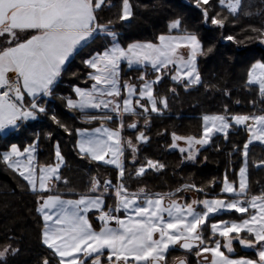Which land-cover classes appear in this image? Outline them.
<instances>
[{
    "label": "snow or ice",
    "instance_id": "obj_1",
    "mask_svg": "<svg viewBox=\"0 0 264 264\" xmlns=\"http://www.w3.org/2000/svg\"><path fill=\"white\" fill-rule=\"evenodd\" d=\"M219 5L236 14L241 0H219ZM195 6L205 24L210 21L224 27L219 13L209 14L211 0H195ZM111 7L109 0H0V139L20 134L29 121L46 117L67 136H75L74 151L80 159L102 162L117 171L115 181L91 176L87 192L66 194L56 191L59 183L68 184L61 179L66 161L58 140L50 163L37 159L41 137L36 133L26 146L12 142L0 152L3 163L36 196V212L43 222L41 243L48 250L40 264H168L172 251L188 256L195 252L197 264H264V190L251 193L247 181L249 146L254 142L264 145V109L232 113L225 105L221 113L202 116L198 137L171 133L170 147L178 148L185 160L196 161L200 147L209 145L216 133L227 137L234 126L244 127L248 139L243 144L238 184L225 173L222 183L211 182L207 188L181 182L168 192H149L146 187L132 190L125 182L126 173L142 177L166 165L151 158L140 160L139 145L149 137L138 119L126 124V116L144 119L146 128L152 113L160 114L168 107V97H157L154 90L166 75L185 90L200 84L197 56L204 51L199 36L182 29L180 18L170 21L168 33L160 34L157 42L125 46L112 20H102L101 13ZM132 15L129 0H122L118 19L127 21ZM101 37L104 42L82 61L90 69L85 86L73 87L75 98L57 97V84L72 60ZM122 64L129 69L138 66L140 75L122 80ZM246 84L257 86L264 102V59L251 64ZM169 91L177 94L176 87ZM57 98L81 114L83 123L98 126L69 127L50 106V100ZM252 105L255 108V101ZM127 129L135 130V143L123 135ZM46 138L53 139V133ZM129 164L134 172L129 171ZM255 166L264 167V161ZM193 190L196 196H188ZM224 212L238 216L224 220L220 218ZM89 213L95 215L96 223ZM6 240L0 244L2 264L20 251L12 237ZM236 244L252 255H237ZM176 264L191 261L179 259Z\"/></svg>",
    "mask_w": 264,
    "mask_h": 264
},
{
    "label": "trees",
    "instance_id": "obj_2",
    "mask_svg": "<svg viewBox=\"0 0 264 264\" xmlns=\"http://www.w3.org/2000/svg\"><path fill=\"white\" fill-rule=\"evenodd\" d=\"M113 5L106 8L101 17L103 22L112 20V27L117 32L120 42L127 45L131 42H157L156 38L168 33V25L175 18L182 20V29L195 32L201 39L204 54L198 58V71L201 83L185 90L166 75L161 83L155 86L157 97L167 96L168 107L162 113H152L145 128L144 119L126 116L125 123L139 120V127L149 137V141L139 145V158L159 160L166 167L161 171L149 170L142 177H129L126 173L125 182L132 190L146 187L149 192H168L175 190L181 182H194L197 186L207 188L211 182L220 184L227 173L230 181L238 184L239 168L243 165L242 149L248 139L244 127H233L228 135H215L209 145L203 147L196 161H187L178 149L170 147L171 133L179 135L199 136L202 132V116L221 113L227 105L232 113L259 112L264 109L257 86H247V72L256 60L264 59V0H241V7L232 14L226 7L219 5V0H211L212 8L209 14L224 20L220 28L209 23L205 24L200 9L195 6V0H129L132 6V17L127 21L118 19L122 0H109ZM171 34H179L173 31ZM226 36L234 40H226ZM98 38L94 43L84 48L68 66L58 82L56 96H72L73 87H84L87 72L80 61L103 43ZM211 48L212 51L208 52ZM75 71L78 75H73ZM150 78H154L148 69ZM74 72V73H75ZM141 69H128L122 65L121 79L138 77ZM91 81H88L90 86ZM177 88L173 95L169 89ZM255 101V108L252 102ZM239 102V103H237ZM50 106L56 109L58 117L69 127L84 128L97 125L83 123L84 117L78 112L68 110L60 99L50 100ZM116 126L115 124H112ZM53 133V139L46 138L47 133ZM39 134L41 139L37 152L40 163L54 161L55 143L60 142L61 152L66 163L61 168V179L68 184L59 183L60 193L88 191L91 176L103 179L110 177L115 181L117 171L113 166L80 159L74 151L75 136H67L62 129L54 125L48 118L42 117L29 121L20 134L0 139V152L10 143L26 146ZM123 135L135 141V130L127 129ZM128 160L131 156L129 153ZM206 158V159H205ZM264 161V145L251 144L248 156V185L251 193L258 194L264 190V167L255 165ZM129 171H133L129 164ZM194 191V190H193ZM219 192L220 188L216 187ZM65 198H76L66 195ZM111 203V200L108 201ZM36 196L28 189L27 184L19 175L9 169L0 159V244L7 243L6 237L13 238V246L20 249L18 254L9 255L6 264H40L42 258L48 255V250L41 243L43 222L36 212ZM223 214L221 219L231 220L237 215ZM90 218L96 223L93 214ZM237 255H252L235 245ZM177 252L172 251L167 260L171 261ZM194 262L191 261L192 264ZM2 264V262H0Z\"/></svg>",
    "mask_w": 264,
    "mask_h": 264
},
{
    "label": "rangeland",
    "instance_id": "obj_3",
    "mask_svg": "<svg viewBox=\"0 0 264 264\" xmlns=\"http://www.w3.org/2000/svg\"><path fill=\"white\" fill-rule=\"evenodd\" d=\"M264 44V43H263ZM200 56V55H199ZM199 58V57H198ZM80 63L81 64H83L82 63V61H80ZM84 69H85V65L83 64V65H81ZM75 71H73V73H74ZM75 74L76 75H78L76 72H75ZM66 107V106H65ZM67 109V108H66ZM69 110V109H68ZM215 135H223L222 133H216ZM214 135V136H215ZM254 143H257V144H259L258 142H254ZM253 143V144H254ZM262 145V144H261ZM180 146H184V144H183V142H180ZM203 147H205V146H203ZM203 147H200V150L203 148ZM178 149V148H177ZM199 150V151H200ZM243 166V165H242ZM63 167V166H62ZM61 167V168H62ZM247 181H248V172H247ZM238 182H239V176H238ZM59 185V184H58ZM58 188V187H57ZM56 191H57V189H56ZM187 195L188 196H192V197H194V196H196V193H195V191H192V192H190V193H187ZM112 202V201H111ZM91 214H93V213H89V216L91 215ZM223 214H226V215H230V214H232L231 212H224ZM222 214V215H223ZM233 214H235V213H233ZM221 215V216H222ZM225 215V216H226ZM235 215H237L238 216V214H235ZM93 216H94V218H95V215L93 214ZM222 250H224L225 251V253L226 254H228L227 253V251H226V249H222ZM177 253L175 254V256L172 258V260L170 261H168V264H174L177 260H179V259H188V260H190V261H192V262H194V260H196V262L194 263V264H197V257H196V254H195V252H192L191 253V255L190 256H188L185 252H183V251H176ZM192 264V263H191Z\"/></svg>",
    "mask_w": 264,
    "mask_h": 264
},
{
    "label": "crops",
    "instance_id": "obj_4",
    "mask_svg": "<svg viewBox=\"0 0 264 264\" xmlns=\"http://www.w3.org/2000/svg\"><path fill=\"white\" fill-rule=\"evenodd\" d=\"M174 35H176V34H174ZM185 55L187 54V50H185V49H182L181 50ZM198 57H199V55L197 56V68H198ZM122 65H126V64H122ZM127 66V65H126ZM122 67V66H121ZM128 68V67H127ZM137 68H139L138 66H133V68L132 69H137ZM129 69V68H128ZM155 90V89H154ZM74 98H75V94H74ZM98 126V124L97 125H94V126H91V127H84V128H88V129H91V128H94V127H97ZM110 127H115V126H113V125H109ZM98 163H100V164H103L102 162H98ZM104 165V164H103ZM110 166V165H109Z\"/></svg>",
    "mask_w": 264,
    "mask_h": 264
},
{
    "label": "water",
    "instance_id": "obj_5",
    "mask_svg": "<svg viewBox=\"0 0 264 264\" xmlns=\"http://www.w3.org/2000/svg\"><path fill=\"white\" fill-rule=\"evenodd\" d=\"M174 264H176V262Z\"/></svg>",
    "mask_w": 264,
    "mask_h": 264
}]
</instances>
